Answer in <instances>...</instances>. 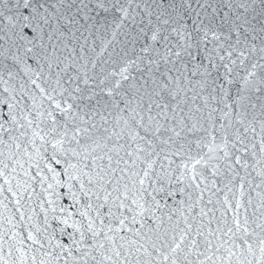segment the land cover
I'll return each mask as SVG.
<instances>
[{
    "label": "snow or ice",
    "instance_id": "obj_1",
    "mask_svg": "<svg viewBox=\"0 0 264 264\" xmlns=\"http://www.w3.org/2000/svg\"><path fill=\"white\" fill-rule=\"evenodd\" d=\"M0 264H264V0H0Z\"/></svg>",
    "mask_w": 264,
    "mask_h": 264
}]
</instances>
